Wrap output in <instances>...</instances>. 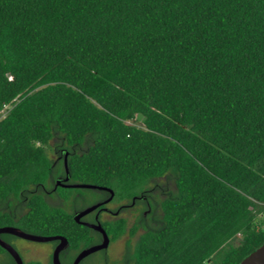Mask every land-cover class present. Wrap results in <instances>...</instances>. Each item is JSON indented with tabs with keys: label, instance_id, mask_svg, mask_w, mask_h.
Wrapping results in <instances>:
<instances>
[{
	"label": "trees",
	"instance_id": "1",
	"mask_svg": "<svg viewBox=\"0 0 264 264\" xmlns=\"http://www.w3.org/2000/svg\"><path fill=\"white\" fill-rule=\"evenodd\" d=\"M6 107L0 228L63 237L67 264L100 240L73 210L111 193L141 204L101 222L127 235L111 264H239L264 241V0H0Z\"/></svg>",
	"mask_w": 264,
	"mask_h": 264
},
{
	"label": "water",
	"instance_id": "2",
	"mask_svg": "<svg viewBox=\"0 0 264 264\" xmlns=\"http://www.w3.org/2000/svg\"><path fill=\"white\" fill-rule=\"evenodd\" d=\"M66 180V179H64ZM56 185L58 186H68L73 188H89L92 186L88 185H81V184H74V185H63L60 183L59 180H57ZM112 198V193L110 196L105 199L103 202L94 204L76 214H73L72 217L75 222H78L80 224H83L87 226L88 228L94 229L101 233L102 235V241L98 245L90 246L87 248L82 249L74 258L72 264H78V262L84 258L85 256L89 255L90 253H93L95 251L106 249L109 243L108 236L106 235L105 231L102 229L101 225L99 223L97 224H88L84 222H79V218L93 210H95L98 206L107 203ZM10 234L15 237H18L23 240L32 241V242H38V243H46L51 242L54 240H58L57 245L52 251L51 254V263L52 264H61L59 261V253L67 246V241L63 237L60 236H37L29 233H25L19 228L13 227V226H6L0 228V234ZM0 247L4 249L14 260L15 264H23V260L19 253L14 249L13 246H11L9 243L5 242L0 238ZM239 264H264V241L259 245L255 250L250 252Z\"/></svg>",
	"mask_w": 264,
	"mask_h": 264
},
{
	"label": "rangeland",
	"instance_id": "3",
	"mask_svg": "<svg viewBox=\"0 0 264 264\" xmlns=\"http://www.w3.org/2000/svg\"><path fill=\"white\" fill-rule=\"evenodd\" d=\"M5 109L0 113V118L3 117L5 114ZM136 125L140 126V122L136 121ZM49 156L54 159V153L50 152ZM174 190V184L173 181L170 178H159L153 181L150 186H149V195L150 200L155 203V201L160 200L164 197V194L166 192H170ZM48 201L51 204L54 205H62V202L58 201L56 198H47ZM83 205V204H80ZM110 209L114 208V205H109ZM141 208V204L137 205V209ZM138 211L134 212L133 214H130V211H126L122 213V217H125L128 221V225L131 226L134 222V216L138 215ZM149 212H146L145 214L148 215ZM159 216V211L155 209L154 215L151 216L153 217H158ZM110 217V216H109ZM105 216V218H109ZM104 218V219H105ZM148 221L150 222L151 219L147 218ZM151 223V222H150ZM127 241V235L123 236L121 239L118 241L112 243L110 247L108 248V256H110L112 259H118L122 256L125 245ZM14 249L19 253L21 256L22 260L24 262L28 261H41L43 264H49V256L51 255V244L49 243H38V242H32V241H26L23 239H17L15 241ZM0 264H6L5 258H0Z\"/></svg>",
	"mask_w": 264,
	"mask_h": 264
},
{
	"label": "flooded vegetation",
	"instance_id": "4",
	"mask_svg": "<svg viewBox=\"0 0 264 264\" xmlns=\"http://www.w3.org/2000/svg\"><path fill=\"white\" fill-rule=\"evenodd\" d=\"M57 180H59L60 183H61V181H65V180H61V179H56V180H55V183H54V185H53V189H55L56 187H58V185H56ZM61 184H63V183H61ZM63 185H64V184H63ZM44 192L47 193L46 190H45ZM105 199H106V198H105ZM105 199L96 200L95 202H93V203H91V204H89V205H87V206H84L83 208L75 209V210H73V214H76V213H78V212H80V211H82V210H84V209H86V208H88V207H90V206H92V205H94V204L101 203V202H103ZM136 200H137V199H132L129 203L126 202V201L112 202V201L110 200V201H108L107 203L98 206L95 210H93V211H91V212H89V213H87V214L81 216V217L79 218V222H84V223H88V224H97V223H99V224L101 225V222L109 221V220H114V219H116V218H118V217H122L121 214L124 213V212H126V211H130V214H133L134 212H137V211H138V209H137V205H138V204L135 203ZM141 200L145 203V205H146L147 207H149L148 199H147V198L143 197ZM137 201H138V200H137ZM109 205H114V208H113V209H110V208H109ZM149 208H150V207H149ZM148 210H149V209H148ZM73 214H72V215H73ZM144 215H145V213H144ZM88 216H89V220H86V217H88ZM105 216H107V217L110 216V217H109V218H105ZM84 218H85V219H84ZM104 218H105V219H104ZM135 218H136V216H134V222H135ZM91 220H93V221H91ZM134 222H133V223H134ZM77 223H78V222H77ZM90 229H91V228H90ZM92 230H94V229H92ZM94 231H96V230H94ZM96 232H98V231H96ZM98 233H100V232H98ZM0 238H4V237L0 236ZM17 238H18V237H17ZM108 239H109V237H108ZM26 241H27V240H26ZM101 241H102V235H101V233H100V240H99V242H97V243H93V244L90 245V246L98 245ZM52 242H53V243H51V254H52L53 249H54L55 246L57 245L58 240H54V241H52ZM133 242H134V239H131V240L129 241L130 244H132ZM49 244H50V243H49ZM111 244H112V243H111L110 240H109V243H108V246H107L106 249H101V250L95 251V252H93V253H90L89 255H87V256H85L84 258H82V259L78 262V264H111L114 260H116V259H112V258H111L110 256H108V254H107V252H108V248L110 247ZM90 246H88V247H90ZM80 251H81V250H80ZM80 251H79V252H80ZM60 252H61V251H60ZM79 252H78V253H79ZM78 253H77V254H78ZM77 254H76V255H77ZM76 255L74 256V258L76 257ZM74 258L72 259V261H71L70 264H72ZM120 258H121V257H120ZM120 258H118V259H120ZM69 259H70L69 254H67V253L64 254V255L61 257V259H60V254H59V261H60V263H61V260H62V262H63L64 264H67V262L69 261Z\"/></svg>",
	"mask_w": 264,
	"mask_h": 264
}]
</instances>
